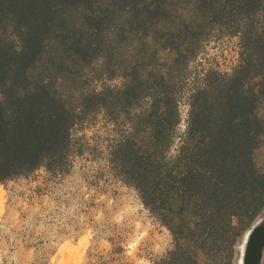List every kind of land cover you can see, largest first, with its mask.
Instances as JSON below:
<instances>
[{"label": "trees", "instance_id": "trees-1", "mask_svg": "<svg viewBox=\"0 0 264 264\" xmlns=\"http://www.w3.org/2000/svg\"><path fill=\"white\" fill-rule=\"evenodd\" d=\"M239 39L223 72L201 60ZM264 0H0V181L91 155L172 236L155 264H240L264 211ZM94 140V141H93ZM87 264H130L124 248Z\"/></svg>", "mask_w": 264, "mask_h": 264}, {"label": "rangeland", "instance_id": "rangeland-1", "mask_svg": "<svg viewBox=\"0 0 264 264\" xmlns=\"http://www.w3.org/2000/svg\"><path fill=\"white\" fill-rule=\"evenodd\" d=\"M200 57L232 72L240 61L239 39H214ZM102 127L90 124L80 133L89 149L76 159L70 174L54 177L41 169L27 178L0 181V264H75L81 255L80 264H87L93 255L112 250L113 242L123 246L130 264H155L171 248L170 232L138 192L113 175L103 156L91 155V139L106 136ZM256 163L264 171V142ZM256 225H264V211Z\"/></svg>", "mask_w": 264, "mask_h": 264}, {"label": "water", "instance_id": "water-1", "mask_svg": "<svg viewBox=\"0 0 264 264\" xmlns=\"http://www.w3.org/2000/svg\"><path fill=\"white\" fill-rule=\"evenodd\" d=\"M242 264H260L264 250V225H256L247 235Z\"/></svg>", "mask_w": 264, "mask_h": 264}, {"label": "bare ground", "instance_id": "bare-ground-1", "mask_svg": "<svg viewBox=\"0 0 264 264\" xmlns=\"http://www.w3.org/2000/svg\"><path fill=\"white\" fill-rule=\"evenodd\" d=\"M2 193H3V189L0 187V196L2 195ZM1 208H2V207H0V209H1ZM2 211H3V209L0 210V215H1ZM81 243H83V245H84V243H87V241L82 240ZM84 246H85V245H84ZM67 247H68L67 245H66V246H63V247L61 248L60 252L62 253L63 251H65V249H66ZM82 259H83V255L79 256V258H78V259L76 260V262H74V263H75V264H80V262L82 261ZM240 264H242V261H240Z\"/></svg>", "mask_w": 264, "mask_h": 264}]
</instances>
